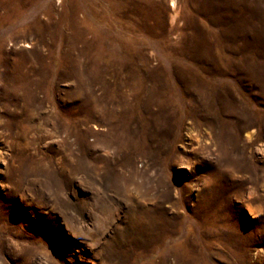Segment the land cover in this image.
<instances>
[{
	"label": "rangeland",
	"instance_id": "374dc122",
	"mask_svg": "<svg viewBox=\"0 0 264 264\" xmlns=\"http://www.w3.org/2000/svg\"><path fill=\"white\" fill-rule=\"evenodd\" d=\"M36 54L18 142L78 172L7 173L0 82V264H264V0H0V64Z\"/></svg>",
	"mask_w": 264,
	"mask_h": 264
},
{
	"label": "bare ground",
	"instance_id": "6f19581e",
	"mask_svg": "<svg viewBox=\"0 0 264 264\" xmlns=\"http://www.w3.org/2000/svg\"><path fill=\"white\" fill-rule=\"evenodd\" d=\"M73 11L76 12L74 8H73ZM72 43L74 44L75 40H73ZM26 47L30 48L31 46L29 44V45H26ZM73 49L63 51L61 54L60 61L58 62V64H55L57 67L60 68V70L64 71V73H68V70L71 67L70 64H76V59L74 58V55H73L74 54ZM33 59H34L33 64H30V65L28 64H0V82L3 83L2 90L6 95L12 96L13 98L12 101L5 102L2 106L4 118L6 119L3 126H4V129L9 133L10 141L8 142V144H9V147L11 146L12 150L10 151H12L13 153L12 155L13 159L12 158L11 159L16 164H18V166L16 165L15 168H11V167L8 168L7 173L10 175L11 173L19 171V173L22 172L24 176H29L30 174H35V175L38 174L37 173L38 169H42L46 173L47 177L50 178V180H51V177L54 178L55 174H57L58 180L55 182L56 189L54 188L53 189L54 191L57 192V195L59 196L65 188L64 181L63 179H60V177H65V175L67 174L66 173L67 171L72 172L73 174L77 173L78 172L77 166L75 164L70 166L68 162L61 161L60 170L56 171V169L53 167L52 162L50 160L46 161L44 159H40L36 161L34 159L32 160L28 158L26 156V151L30 148L32 143L29 139H28L29 140L28 142L27 141L18 142V139H20V137L17 139V135L15 132V130L20 127L19 125L21 124L20 122L21 118L18 115L17 110L16 109L12 110L11 107L17 106L21 98H23V100L27 103L33 101L34 92L36 88L37 87H40L42 89L45 88L43 87L44 80L42 78L41 72L46 67H49L50 64H45V62H43L42 60L43 59L42 56H40L39 54L34 55ZM2 68H5V70H2ZM7 70L10 72L9 75H6ZM22 129L26 131L27 129H29V126L25 124L22 127ZM23 139L27 140V137ZM33 157L34 156H32L31 158ZM142 219L145 220L144 218ZM42 221L43 220H38V221L33 220V222H29L28 220L29 225L27 226V228L33 230V232H37L40 234L43 233V235L46 236L47 232H46V229L44 228ZM26 253L29 254V250L26 249L25 245H22L19 250V254H20L19 260L21 259L24 260L23 264L28 263L27 262L28 260H26L27 259L26 257L28 255ZM64 253L65 252H62L61 256H63ZM14 263L17 264L18 259H15Z\"/></svg>",
	"mask_w": 264,
	"mask_h": 264
}]
</instances>
